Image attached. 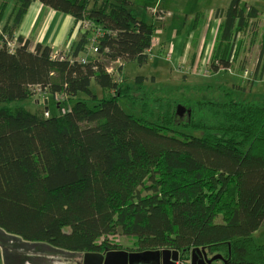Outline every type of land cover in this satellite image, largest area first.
<instances>
[{
	"label": "trees",
	"instance_id": "1",
	"mask_svg": "<svg viewBox=\"0 0 264 264\" xmlns=\"http://www.w3.org/2000/svg\"><path fill=\"white\" fill-rule=\"evenodd\" d=\"M12 1L9 12L8 2L0 5V240L82 256L123 249L108 239L121 234L138 251L166 248L186 259L204 248L227 264H264L253 238L264 224V94L201 97L209 85L159 95L142 75L115 79L122 66L110 73L90 56L142 67L153 54L156 17H138L129 0ZM35 1L72 16L79 38L31 51L16 32ZM239 4L222 9L213 72L215 60L229 64L232 37L258 14ZM97 29L98 51L81 62ZM48 94L77 101L57 116L11 105ZM178 105L188 108L184 117ZM15 253L5 264H38Z\"/></svg>",
	"mask_w": 264,
	"mask_h": 264
},
{
	"label": "crops",
	"instance_id": "2",
	"mask_svg": "<svg viewBox=\"0 0 264 264\" xmlns=\"http://www.w3.org/2000/svg\"><path fill=\"white\" fill-rule=\"evenodd\" d=\"M135 6L137 0H129ZM203 1L202 10L193 14L185 16L187 21L193 22V29L187 31L186 29H177L173 35L169 37L168 32L162 28L159 33V45L153 48L148 65L153 68L160 64L167 67L176 68L178 65H185L187 67H194L203 65L211 59L214 46L225 17L222 9L230 6L232 0H199ZM239 7H253L254 12H258L256 17L251 18L247 25L243 26L238 33L232 37L229 45L228 54L225 60L235 49L234 62L231 69L234 74L232 77H242V72L245 67H254L253 84L264 82V1L262 0H239ZM3 2V1H2ZM0 2V5L1 3ZM155 7L149 8L150 15L153 10H162L169 13L168 21H173L175 17V9L182 8L186 10L188 0H155ZM8 11L11 9L12 0L8 1ZM182 9H180L182 11ZM205 10V11H203ZM246 12V13H248ZM257 20V25L254 20ZM204 20V21H203ZM81 25L75 23L72 16L61 13L46 7L42 3L32 2L28 11L22 19L19 29L16 32L17 37H22L23 40L29 41V48L31 51L35 50L37 44L50 46L54 49H63L79 38L81 33ZM166 28V27H165ZM253 37V39H252ZM250 41V46H249ZM247 48L249 51H246ZM258 53L257 58L253 61L252 57ZM171 54V56H167ZM162 59V60H161ZM116 62V61H114ZM134 64L135 63H129ZM145 64L144 66H147ZM117 66H125L117 63ZM142 66V67H144ZM111 67V66H109ZM138 67V66H137ZM113 69H116L113 66ZM224 71L225 74L219 77L220 73ZM228 70H219L214 72L212 76L219 79L223 77H230ZM246 72V71H245ZM259 81V82H258ZM239 93H241L239 91ZM264 94V93H260ZM38 103V101H37Z\"/></svg>",
	"mask_w": 264,
	"mask_h": 264
},
{
	"label": "rangeland",
	"instance_id": "3",
	"mask_svg": "<svg viewBox=\"0 0 264 264\" xmlns=\"http://www.w3.org/2000/svg\"><path fill=\"white\" fill-rule=\"evenodd\" d=\"M2 1L8 2L9 0H0V2ZM155 3H156L155 0H137L134 8L136 15L138 17H142L144 12H146V17L150 19L151 15L149 12L150 11L149 8L152 9L153 7H155ZM203 4H204L203 1L201 2L199 0H188V5L186 7V10L180 8L182 9L181 11L179 8H176L175 17L173 18V21L171 22L168 21L167 25L166 22H160L155 19V24L157 25V31L155 32L154 46L159 45L158 38L160 36L158 30L162 31V28H164L168 32L169 37L173 35L177 29H183V30L186 29L187 31L192 30L193 22L187 21L185 19V16L202 10ZM262 5H264V3H262ZM257 20L256 19L254 20L256 22L255 23L256 25H257ZM249 46H250V41H249ZM246 51H249V49L247 48ZM257 56L258 53L256 52L253 55L252 60L254 61L257 58ZM90 58L99 59L108 66H112V67L114 66L115 68L118 67L116 62L100 54L91 55ZM179 66L180 65L176 66V68L173 69L172 67H167L166 65H162V64H160L156 68H153L148 64L147 66L144 67H139V66L137 67L134 64H125V66L122 67L121 69L118 68V72L114 73V77L117 80L118 78L119 79L126 78L129 82H133L136 76L142 75L146 78L145 82L146 85L149 87V89L157 91L159 95H165L171 93H177L183 95L185 94L184 89L187 88L188 86L205 88L209 85L212 88L211 91L203 92L201 97L223 96V93L227 92V90L232 91L238 99L253 98L254 96L260 93H264V82L258 81L259 83H257L256 85L253 84L252 78H254L253 75L254 67L244 68L242 72L243 79L241 77H232L233 76L232 74H234V70L233 73L229 71H225L230 73V77H223L219 79L217 77L212 76L214 74L212 69L210 70V73L207 76H205L199 72L200 67L197 69V71L193 72L188 70L190 67L184 66L183 68ZM223 74H225L224 71L220 73L219 77L222 76ZM92 88L95 89L100 96H102L103 91L100 87H98L96 84L93 83ZM239 91L241 93H239ZM85 98H86L85 94L79 93L76 99H85ZM46 100L48 101L47 104L45 103ZM37 101L40 102L37 103ZM76 101L77 100L72 99L70 101H64L61 103L55 100L52 94H48L44 98L43 96H41L40 98L39 95H37L36 97L29 98L26 100L12 102L11 105L23 107L34 113L42 112L45 110V108H48L49 115L57 116L60 113L69 111L72 105ZM120 103L127 112L131 113V108L126 104L124 100H120ZM0 104L3 103L0 102ZM89 104H91L90 101ZM187 109L183 111L180 117H184L186 115ZM253 238L255 239L257 244L264 246V224L261 225L259 229H257L253 233ZM108 239L121 244L123 249H129V250L137 249L134 244L135 238L132 236L115 234V235H110ZM20 244L21 241L18 239L7 238L5 241L0 240V264H5V258L7 256H9L11 260V255H15L16 254L15 252H18L17 254L19 253L22 254L24 257L35 258L38 264H74L82 257V256H78L77 254H68V253L56 251L46 245H34V246L31 245L25 247ZM24 264H33V263L32 261L29 260L27 262H24Z\"/></svg>",
	"mask_w": 264,
	"mask_h": 264
},
{
	"label": "water",
	"instance_id": "4",
	"mask_svg": "<svg viewBox=\"0 0 264 264\" xmlns=\"http://www.w3.org/2000/svg\"><path fill=\"white\" fill-rule=\"evenodd\" d=\"M45 103L47 104V100ZM185 109V106L178 105L177 114L181 116ZM188 112L191 113L190 110ZM190 257L191 264H216L217 261H223V264H227L221 254H214L209 257L204 248L192 249ZM180 258L181 253L179 251L166 248L132 252L127 249H112L106 252L84 253L80 258V264H176Z\"/></svg>",
	"mask_w": 264,
	"mask_h": 264
},
{
	"label": "built area",
	"instance_id": "5",
	"mask_svg": "<svg viewBox=\"0 0 264 264\" xmlns=\"http://www.w3.org/2000/svg\"><path fill=\"white\" fill-rule=\"evenodd\" d=\"M151 13L154 14L155 17H156V19H157L158 21H161V22L166 21L167 18L170 16L169 13H166V12H164V11H162V10H158V9L153 10ZM89 26H90V24L87 25V27H89ZM159 31H160V30H158V32H159ZM103 35H104V32L101 31V30H99V29H97V30H95L94 33L89 37V52L86 53L82 58H80L81 62H85L86 56H87L89 53H96V52L98 51L99 41H100V39L103 37ZM154 40H155V38H154ZM16 43H17L16 38H14L13 40H11V41L9 42V46H10V48H11L12 50L14 49ZM154 45H155V44L153 43L152 48L155 47ZM152 48L149 49V51H151V50L153 51ZM53 56H54V57H60L61 55H60L59 52H54V53H53ZM167 56L170 57L171 54H168ZM234 58H235V49L233 50V52H232L231 55H230V58L228 59V63H229L228 65H227V64H226V65H225V64H222L219 60H215V61H214V65H215V66H218V69H219V70L221 69V70H228V71H231V70H232V69H231V65H232V63H233V61H234ZM116 63H118L119 65H122V61H120V59L116 60ZM184 66H185V65H181V64H180L179 67H183V68H184ZM199 67H200V68H199ZM198 68H199V72H200L201 74L207 76V75L210 73V70L213 69V68H212V55H211V59H209V60H208L206 63H204L203 65L201 64L200 66L197 65V66H194V67H190L188 70L195 72V71H197ZM107 70H108L110 73L114 72V69H113L112 66H111V67H108ZM176 264H191L190 253L188 254V256H187L186 259H182V258H180V259L176 262Z\"/></svg>",
	"mask_w": 264,
	"mask_h": 264
},
{
	"label": "flooded vegetation",
	"instance_id": "6",
	"mask_svg": "<svg viewBox=\"0 0 264 264\" xmlns=\"http://www.w3.org/2000/svg\"><path fill=\"white\" fill-rule=\"evenodd\" d=\"M129 252H132V251H138V249H133V250H129V249H127ZM209 255V254H208ZM209 257H211L210 255H209ZM81 263V260L79 259L78 261H76V263H74V264H80ZM216 264H221L220 263V261H217V262H215ZM223 264V263H222Z\"/></svg>",
	"mask_w": 264,
	"mask_h": 264
}]
</instances>
